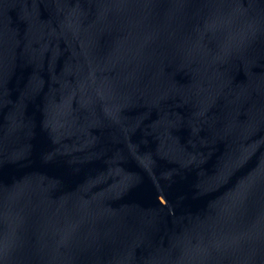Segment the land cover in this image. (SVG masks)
Listing matches in <instances>:
<instances>
[{
	"label": "water",
	"instance_id": "water-1",
	"mask_svg": "<svg viewBox=\"0 0 264 264\" xmlns=\"http://www.w3.org/2000/svg\"><path fill=\"white\" fill-rule=\"evenodd\" d=\"M0 264H264V0H0Z\"/></svg>",
	"mask_w": 264,
	"mask_h": 264
}]
</instances>
